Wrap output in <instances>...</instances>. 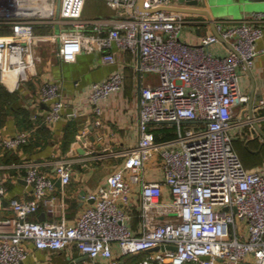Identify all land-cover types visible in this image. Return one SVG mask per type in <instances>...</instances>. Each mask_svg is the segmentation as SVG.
<instances>
[{
    "label": "built area",
    "instance_id": "1",
    "mask_svg": "<svg viewBox=\"0 0 264 264\" xmlns=\"http://www.w3.org/2000/svg\"><path fill=\"white\" fill-rule=\"evenodd\" d=\"M102 1L114 14L85 18L87 0H0V27L10 29L0 33V82L11 89L35 74L36 26L52 28L45 37L60 42L64 58L73 47L98 50L105 62L114 63L117 47L138 55L140 80L148 71L159 76L157 83L141 81L139 141L123 151V166L89 195L94 203L74 223L66 217L29 218L42 206L55 213L58 195L54 176L38 162L27 164L30 196L13 200V216L0 218V264H24L32 247L60 250L72 244L93 264H120L124 256L143 251L149 254L142 264H264V169L244 164L231 132L244 121H235V106L249 100L240 90L241 70L252 68L264 50L258 46L264 11L226 22L182 11H139L138 0ZM177 2L145 0L144 6ZM188 22H211L214 31L187 41L182 32ZM221 41L229 45L227 52L213 48ZM12 71L16 77L10 83ZM124 80L125 74L116 70L92 83L89 99L97 113L98 103L121 90ZM42 101L49 106L44 113L48 122L62 117L66 102L59 82L44 83ZM247 120L257 128L264 111ZM165 123H176L177 134L157 139L151 126ZM29 139L30 130L2 136L0 150H16ZM79 159L62 155L53 160L63 186L70 183ZM150 161L159 167L160 178H146ZM132 183L141 185L140 232L132 229L124 208ZM5 191L0 183V206ZM156 246L164 248L149 251Z\"/></svg>",
    "mask_w": 264,
    "mask_h": 264
},
{
    "label": "crops",
    "instance_id": "2",
    "mask_svg": "<svg viewBox=\"0 0 264 264\" xmlns=\"http://www.w3.org/2000/svg\"><path fill=\"white\" fill-rule=\"evenodd\" d=\"M102 1V0H101ZM217 5L209 0L206 8L214 20L226 22L239 20L253 11H264V0H227ZM104 2V1H103ZM106 4V2H104ZM178 4V2H177ZM108 6V5H107ZM110 8V7H109ZM103 9L101 15H112L114 10ZM200 15V14H199ZM202 18L207 17L201 15ZM51 27L36 26L35 74L20 87L11 89L0 82V137H9L21 130H30L29 141L16 150H0V183L6 187L3 203L0 206V218L13 216L11 203L15 199L27 198L30 190L25 174L27 164L35 161L49 174L54 176L58 195L55 213L42 206L29 216L32 220L59 219L66 217L74 223L84 208L94 203L89 195L105 184L108 175L124 164L123 151L135 145L140 138L139 94L141 81L157 83L159 76L148 71L139 79L135 65L138 55L130 50L114 47L116 62L102 59L98 50L78 51L70 48L68 58L59 54L60 42L45 37ZM214 31L211 22L194 24L188 22L182 32L187 41H199L206 32ZM264 48V35L258 42ZM213 48L227 52L229 45L225 41L217 42ZM119 70L125 74L124 86L112 93L107 100L100 101V114L96 105L89 99L91 85ZM55 80L59 82L64 94L66 107L59 120L48 122L45 111L48 104L42 101L43 85ZM240 90L249 96L247 102L235 106V121L244 120L232 129L234 145L244 164L252 169H264V121L255 128L248 118L264 111V50L256 57L250 69H242ZM101 123L97 124L96 120ZM187 124V123H185ZM152 131L157 139L170 138L177 134V124H153ZM62 155L80 157L73 163V175L70 183L62 185L55 174L53 160ZM146 178H160L159 167L150 161L146 165ZM141 185L132 183L130 202L124 208L131 215L129 224L135 232L142 230ZM165 198L171 199L170 190L164 185ZM116 252L119 248L116 245ZM93 264V260L82 254L74 244L65 249H36L32 247L24 264Z\"/></svg>",
    "mask_w": 264,
    "mask_h": 264
},
{
    "label": "water",
    "instance_id": "3",
    "mask_svg": "<svg viewBox=\"0 0 264 264\" xmlns=\"http://www.w3.org/2000/svg\"><path fill=\"white\" fill-rule=\"evenodd\" d=\"M144 1L145 0H138V8L139 11H148V12H153L155 10H173V11H182L186 13H192V14H200V15H206L209 17V19L214 20V17L212 13L210 12L209 9L206 8V5L209 0H178V4L174 5H161L158 7H153V8H146L144 6ZM215 4L220 5V4H225L228 3L227 0H211ZM223 40V39H222ZM170 248H175L174 245H168ZM160 248H164V246H156L149 251H158Z\"/></svg>",
    "mask_w": 264,
    "mask_h": 264
},
{
    "label": "rangeland",
    "instance_id": "4",
    "mask_svg": "<svg viewBox=\"0 0 264 264\" xmlns=\"http://www.w3.org/2000/svg\"><path fill=\"white\" fill-rule=\"evenodd\" d=\"M58 1V0H57ZM103 9L107 12H111V9L107 4H105L101 0H87L85 9L83 12V16L85 17H90V16H95L98 15L99 13L105 12ZM59 15V13H58Z\"/></svg>",
    "mask_w": 264,
    "mask_h": 264
},
{
    "label": "trees",
    "instance_id": "5",
    "mask_svg": "<svg viewBox=\"0 0 264 264\" xmlns=\"http://www.w3.org/2000/svg\"><path fill=\"white\" fill-rule=\"evenodd\" d=\"M10 32L9 27L5 26V27H0V33H7ZM1 85H0V89H1ZM4 96L3 93H0V97ZM149 254V252L147 251H143L140 253H136V254H132V255H127L124 256L121 259V263L120 264H142V261L144 260V258Z\"/></svg>",
    "mask_w": 264,
    "mask_h": 264
},
{
    "label": "bare ground",
    "instance_id": "6",
    "mask_svg": "<svg viewBox=\"0 0 264 264\" xmlns=\"http://www.w3.org/2000/svg\"><path fill=\"white\" fill-rule=\"evenodd\" d=\"M15 77H16V72H15V71H12V72L8 75V81L11 83Z\"/></svg>",
    "mask_w": 264,
    "mask_h": 264
}]
</instances>
